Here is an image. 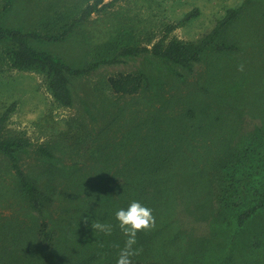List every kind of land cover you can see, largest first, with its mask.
<instances>
[{"label":"rangeland","instance_id":"obj_1","mask_svg":"<svg viewBox=\"0 0 264 264\" xmlns=\"http://www.w3.org/2000/svg\"><path fill=\"white\" fill-rule=\"evenodd\" d=\"M90 1L0 0V28L56 33ZM195 8L199 14L181 23ZM229 9L239 10V17L221 30L219 40L237 49L208 50L192 69L150 53L121 57L84 77H71V107L54 100L43 73L11 67L5 51L13 44L0 41V116L16 103L5 135L31 140L18 153L20 164L51 197L43 213L32 209L0 152V264H117L126 236L114 214L122 207L107 202L104 189L93 185L103 178L97 174L102 169L104 182L116 189L114 175L141 172L145 140L160 126L172 129V146L186 153L182 160L190 162L200 181L196 190L192 186L180 195L176 209L156 216L147 228L154 233L151 239L132 248L149 250L150 259L164 264H215L217 259L249 264L264 258V210L236 232L216 200L214 175L216 162L241 137L264 127V0H119L93 13L62 42H30L81 67L112 55L118 42L145 45L170 24H178L172 36L199 40ZM139 72L148 75L149 85L137 94L118 93L109 85L110 78ZM41 147L49 155L43 157ZM261 183L264 177L254 181L253 197ZM157 189L172 195L162 184ZM43 222L50 241L41 235ZM96 222L111 225V232L94 229Z\"/></svg>","mask_w":264,"mask_h":264},{"label":"trees","instance_id":"obj_2","mask_svg":"<svg viewBox=\"0 0 264 264\" xmlns=\"http://www.w3.org/2000/svg\"><path fill=\"white\" fill-rule=\"evenodd\" d=\"M117 1L119 0H91L78 17L72 18L63 25L61 31L56 33L25 32L19 28H0V41L8 40L13 44L12 48L5 51V58L13 68L35 70L43 73L54 100L62 106L71 107L74 101L71 77H84L104 64L120 62L121 57H136L150 53L165 61L192 69L196 63L202 60L208 50L228 52L237 49L236 45L219 40L221 30L239 17V10L237 9H229L217 25L199 40L185 41L172 36V32L178 27V24H170L165 27L161 36L158 38H156L157 36L150 37L145 45L118 42L111 49L110 54L112 55L93 60L81 67L73 66L64 58L49 50L37 48L30 42L31 40L62 42L69 38L75 29L86 22L93 13L110 8ZM198 14L199 10L195 8L184 16L181 23L193 19ZM148 82V75L139 72L136 75L122 74L110 78L109 85L118 93L132 95L137 94L144 85L148 86ZM15 107L16 103H12L0 116V152L8 159L21 193L29 202L31 208L41 214L45 211L47 203L51 201V197L43 192L28 176L20 164L18 154L31 145V140L24 136L7 137L5 135V123ZM133 132L136 131L130 132L129 135L132 138L135 136ZM141 132L139 131V133ZM172 133H174L172 129L160 126L154 134L155 137H153L156 142H153V138L150 137L145 140L144 155L146 158H142L144 164L142 171L137 172V175H131L130 178H127L129 173H121L119 176L114 175L118 189L115 188L114 184L111 186L110 181L104 182V179H106L105 169L97 173L99 176L102 175L103 178H99V183L96 182L93 187L104 189L107 202L110 198L111 203L115 206L120 205L122 208H127L132 201H139L142 205L152 209L154 219L158 215L162 216L169 208L176 209V203L180 195L187 190H191L192 186L194 187L193 190H196L197 182L200 180L190 162L182 160V158H187L186 153L179 151L180 146H172V143L175 142L169 136ZM142 143H134L130 154L133 155ZM131 144L132 141L129 145ZM40 152L43 157L49 155V151L43 147L40 148ZM177 152L180 154L181 161L178 159ZM214 169L216 200L220 205V209L226 212V219L231 218L234 220L235 231L239 232L246 227L255 215L264 210V183L257 187L258 194L255 197L251 195L254 181L257 179L260 182L264 177V127L241 137L230 154L216 162ZM123 177L125 181L119 182ZM160 184L172 195L161 194L157 189ZM83 189L90 190L89 185ZM153 234L150 229L139 230L135 238L136 243L142 244L146 240L148 241L153 237ZM41 235L47 241L52 239L46 222L42 223ZM132 252L133 254L129 257L131 264H134L133 262H136V264H164L156 259H150L151 253H149V250L132 248ZM255 261L249 264L254 262V264H264V258ZM217 262L220 264V259H217L215 264ZM231 263L233 264V259Z\"/></svg>","mask_w":264,"mask_h":264},{"label":"clouds","instance_id":"obj_3","mask_svg":"<svg viewBox=\"0 0 264 264\" xmlns=\"http://www.w3.org/2000/svg\"><path fill=\"white\" fill-rule=\"evenodd\" d=\"M114 215L119 228L127 237L125 247L120 251L117 264H131L129 257L133 254L132 246L136 243L137 232L149 228L154 223L152 209L134 200L127 208H118ZM92 227L104 233H110L112 230L111 225L100 222L94 223Z\"/></svg>","mask_w":264,"mask_h":264}]
</instances>
